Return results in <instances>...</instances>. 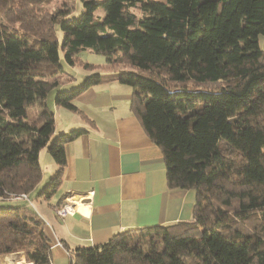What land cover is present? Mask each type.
Here are the masks:
<instances>
[{"label":"trees","instance_id":"trees-1","mask_svg":"<svg viewBox=\"0 0 264 264\" xmlns=\"http://www.w3.org/2000/svg\"><path fill=\"white\" fill-rule=\"evenodd\" d=\"M76 1L16 0L12 17V0H0V200L30 199L44 147L56 168L38 195L48 201L57 192L65 144L86 130L49 141L55 120L46 96L65 74L59 50L74 65L89 48L131 68L114 78L132 87L130 110L162 153L167 187L193 189L195 199L190 220L64 245L69 264H264V0H79L70 16ZM104 80L90 73L54 103L85 119L73 100ZM17 251L51 264L37 212L0 206V254Z\"/></svg>","mask_w":264,"mask_h":264},{"label":"crops","instance_id":"crops-1","mask_svg":"<svg viewBox=\"0 0 264 264\" xmlns=\"http://www.w3.org/2000/svg\"><path fill=\"white\" fill-rule=\"evenodd\" d=\"M131 93L132 87L116 80L92 85L74 99L85 119L74 112L82 119L71 121L65 114L60 127L59 106L49 104L54 133L72 128L86 130L65 144L66 164L58 193L48 201L40 197L35 209L45 223L51 264H69L64 245H99L126 228L192 218L195 192L167 187L162 153L130 110ZM41 155L40 150L39 162ZM48 168H42L40 183L54 172L52 160ZM63 192L76 201L90 199V203L73 214L57 217L52 203ZM11 254H0V264H14Z\"/></svg>","mask_w":264,"mask_h":264},{"label":"rangeland","instance_id":"rangeland-1","mask_svg":"<svg viewBox=\"0 0 264 264\" xmlns=\"http://www.w3.org/2000/svg\"><path fill=\"white\" fill-rule=\"evenodd\" d=\"M65 1L68 2L69 0H59V4L61 5ZM52 2L55 3L56 1H52ZM52 2H51V5H52ZM7 3L12 4V6H10V4H9L10 7H9L8 11L12 9V13L14 12L12 17H14L16 14L15 11L17 10L16 9L17 8L16 7V0H12V2H7ZM81 9H82L81 3L79 0H77L76 4H75L74 12L70 16L78 15L80 13ZM130 11L135 13L137 16H140L142 14V11H141L139 6L131 7ZM96 12L101 13V10L97 9ZM10 24L12 26H17V23H10ZM56 34H57L58 38L61 40L63 33L57 27H56ZM258 43H259L260 48L264 50V34H260L258 36ZM59 62L62 65L64 72H65V74L62 77V82L59 83L54 88H52L51 90H49V92L46 96L47 106L49 107V104L50 105L52 104L53 108L56 106V104L54 103V96H55V93L57 91L68 90V89L73 88L74 86L81 85L84 81V78L90 73L99 72L102 75V77L105 79L102 83H106V82H110L113 80L117 81V79L114 77L118 74L119 71L131 70V68H129V67L123 68L120 65L108 64L106 62L105 56L103 54L91 51V49H89V48L81 50L76 55L74 65H69L66 63L64 56H63V52L60 49L59 50ZM82 63H88V64L92 65V69H90V70L85 69L83 67ZM128 86H130V85H128ZM74 102L75 101L73 100V103ZM58 109L60 110L57 114V123H58L59 127L61 124L60 118H62L64 120L65 114L70 116L71 121H73L74 119L75 120L82 119V118H79L77 116V114H75L72 111H69L68 109H66L64 107L59 106ZM51 111H53V110L51 109ZM58 133H60V132L54 133L50 137L49 141L53 140L55 138V135ZM41 152H42L41 159H40L41 167L44 168V170H50V168H48V162H49V160L53 161V159L50 156L49 152L47 151L46 147L42 148ZM43 154H45L46 158H44ZM55 168H56V165H55ZM55 168L53 170H55ZM48 178H45V179L48 180ZM47 180H45V182H47ZM45 182L44 183L39 182L38 187L30 193V200H31L32 204H30L27 200L17 201L16 199H7V200H0V206H8V205L24 206V205H27L30 208L35 210L37 208V203L39 201L41 202V200H42L40 198V196L38 195V191L40 188H42V186L45 184ZM57 193H58V191L52 197H55ZM7 254L8 253H6V255ZM21 255H22V253L17 251V252H13L11 254V257H9V258L14 261V264L16 263V261H26L24 258H22ZM67 257H68V263H69L70 262L69 256H67Z\"/></svg>","mask_w":264,"mask_h":264},{"label":"built area","instance_id":"built-area-1","mask_svg":"<svg viewBox=\"0 0 264 264\" xmlns=\"http://www.w3.org/2000/svg\"><path fill=\"white\" fill-rule=\"evenodd\" d=\"M14 198L25 199L30 204H32V202L25 193L15 195ZM89 203H90V199L85 200L84 198H78L76 201L75 199H73V196L71 194H68L67 192H63L61 198L57 200L55 203H52V209L57 217L62 218L68 214H73L78 207L87 206ZM66 254L69 256L67 251Z\"/></svg>","mask_w":264,"mask_h":264},{"label":"bare ground","instance_id":"bare-ground-1","mask_svg":"<svg viewBox=\"0 0 264 264\" xmlns=\"http://www.w3.org/2000/svg\"><path fill=\"white\" fill-rule=\"evenodd\" d=\"M15 264H31V263L27 261H16Z\"/></svg>","mask_w":264,"mask_h":264}]
</instances>
